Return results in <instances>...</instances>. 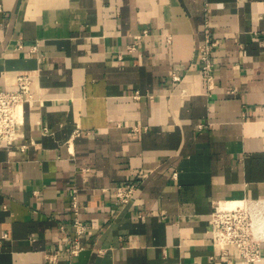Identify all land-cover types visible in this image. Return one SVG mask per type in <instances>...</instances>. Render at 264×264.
<instances>
[{"label": "crops", "instance_id": "1", "mask_svg": "<svg viewBox=\"0 0 264 264\" xmlns=\"http://www.w3.org/2000/svg\"><path fill=\"white\" fill-rule=\"evenodd\" d=\"M19 72L35 99L0 141V264H51L74 193L84 248L52 264H264V242L229 260L209 232L214 205L264 200V0H0V89Z\"/></svg>", "mask_w": 264, "mask_h": 264}, {"label": "built area", "instance_id": "2", "mask_svg": "<svg viewBox=\"0 0 264 264\" xmlns=\"http://www.w3.org/2000/svg\"><path fill=\"white\" fill-rule=\"evenodd\" d=\"M140 37V34L136 35ZM169 40V36L166 37ZM216 42L206 34L197 46L200 70L206 88L214 86V62L212 49ZM134 48L135 44L128 46ZM174 80L180 75L172 72ZM14 88L0 89V141L12 143L23 136L22 125L24 122V103L35 99L34 80L28 72H19L15 76ZM21 149L26 144L21 143ZM136 185L126 181L114 187L113 193L118 202L129 201L135 191ZM264 200L255 202L241 201L228 206L214 205L210 211V237L213 244L218 247L219 254L225 257H237L246 262L259 261L263 258L262 243L264 242V225L260 227L259 218L264 214ZM72 233L65 235L63 249L59 246L45 250L44 261L56 263L61 256L68 260L77 256L84 248L81 237L87 230L86 223L79 216L76 193L71 196ZM2 236H5L3 234Z\"/></svg>", "mask_w": 264, "mask_h": 264}, {"label": "bare ground", "instance_id": "3", "mask_svg": "<svg viewBox=\"0 0 264 264\" xmlns=\"http://www.w3.org/2000/svg\"><path fill=\"white\" fill-rule=\"evenodd\" d=\"M238 202V201H237ZM232 204H234V203H232ZM231 203H230V205H232ZM226 206V205H225Z\"/></svg>", "mask_w": 264, "mask_h": 264}]
</instances>
